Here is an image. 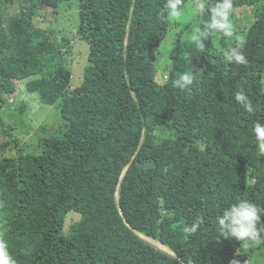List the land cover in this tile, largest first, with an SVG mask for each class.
Returning a JSON list of instances; mask_svg holds the SVG:
<instances>
[{"label":"trees","instance_id":"trees-1","mask_svg":"<svg viewBox=\"0 0 264 264\" xmlns=\"http://www.w3.org/2000/svg\"><path fill=\"white\" fill-rule=\"evenodd\" d=\"M16 1L0 0V126L4 114L15 120L14 138L0 143V227L16 264H264V245L246 250L216 231V217L238 200L264 208V157L252 132L264 123V0H232L233 37L214 32L203 52L190 37L206 16L178 28L161 19L167 0H77L76 34L90 45L77 86L71 40L35 25L43 6L70 0H19L10 17ZM241 36L247 63H229L223 51ZM182 72L194 76L185 90L174 83ZM28 92L65 122L61 135L39 137L34 154L13 133ZM9 145L16 152L6 156ZM72 211L80 218L67 228Z\"/></svg>","mask_w":264,"mask_h":264},{"label":"clouds","instance_id":"clouds-1","mask_svg":"<svg viewBox=\"0 0 264 264\" xmlns=\"http://www.w3.org/2000/svg\"><path fill=\"white\" fill-rule=\"evenodd\" d=\"M164 11H166L167 16L162 15L161 19L175 22L185 18L183 0H167ZM232 11V0H215L214 4L209 3V0H195V5L188 15L193 18L208 17L203 21V26L199 23L193 26L190 41L197 50L201 52L205 50L204 41L214 32L222 34L225 38L233 37L234 28L230 19ZM174 40L175 33H169V43L174 42ZM243 46L244 38L241 36L235 46H229L223 51V59L229 63H247L242 51ZM193 81L194 76L191 72H182L174 83L177 88L185 90L193 84ZM234 97L236 102L242 104L248 113L254 111L243 91L236 92ZM252 132L256 141L257 154L264 157V123L255 122ZM3 207L4 202L0 200V208ZM262 212H264V208L261 205L247 199L238 200L216 217V231L224 238H235L240 242V247L246 250L264 245V237H262L264 228L260 226ZM199 226L200 221L197 220L190 226H185L184 233L186 236L195 234ZM0 264H16L9 251L3 227H0ZM232 264H239V261L234 260Z\"/></svg>","mask_w":264,"mask_h":264},{"label":"rangeland","instance_id":"rangeland-1","mask_svg":"<svg viewBox=\"0 0 264 264\" xmlns=\"http://www.w3.org/2000/svg\"><path fill=\"white\" fill-rule=\"evenodd\" d=\"M20 4L21 2L18 0L14 3V5L11 6L9 9L10 17L17 15V13L20 12ZM194 5L195 0L189 2V4L184 7L185 18L175 22L172 21L171 25H176V23H178V28L185 27V25L190 20H193V18L189 16L188 13L194 7ZM79 22L80 17L77 0L62 2L56 10L53 7L45 5L40 9L39 15L35 17V25H38L48 31H54L53 36L55 38L61 39L63 36H66L71 40L69 44L71 47V52H66L65 55L69 67L72 70L71 82L74 86L81 84L84 68L89 63L90 45L86 39L76 34V28ZM187 32H189V30ZM169 33H173V31H170ZM169 33L161 45L162 59L160 60V63L167 58L172 44L168 41ZM170 68L171 67L168 66V69L163 72L165 78H168ZM24 83L25 82L21 81L16 82L19 91L17 97H19L18 102L20 104L25 101L21 98L25 94V92L22 90ZM26 100L29 102V106L27 104V108L23 113L24 119L18 118V122H15L16 124H14L13 133L21 139L20 144L23 145L25 151L34 154L38 152V148L36 147L38 146L39 137L48 136L49 134L61 135L62 132L65 131V122L62 119L59 108L55 105H42L39 96L36 93L28 92L26 95ZM2 120L4 128H1L0 126V143L10 141L12 138H14V136H12L8 131L7 126L9 123H13L15 120L5 114L2 116ZM21 122H24V124L26 123V126H28L27 131L25 130V127L21 126ZM44 126L46 129L42 130V127ZM4 152L6 156H11L12 154H15L16 148L9 145ZM79 218V213H76L75 211L70 212L67 216V228H69V226ZM144 238L157 248L172 253L165 246L163 248L159 247L156 244L158 243L157 241L146 237Z\"/></svg>","mask_w":264,"mask_h":264},{"label":"water","instance_id":"water-1","mask_svg":"<svg viewBox=\"0 0 264 264\" xmlns=\"http://www.w3.org/2000/svg\"><path fill=\"white\" fill-rule=\"evenodd\" d=\"M124 173V172H123ZM118 196H119V194H118Z\"/></svg>","mask_w":264,"mask_h":264},{"label":"bare ground","instance_id":"bare-ground-1","mask_svg":"<svg viewBox=\"0 0 264 264\" xmlns=\"http://www.w3.org/2000/svg\"><path fill=\"white\" fill-rule=\"evenodd\" d=\"M120 190V189H119Z\"/></svg>","mask_w":264,"mask_h":264}]
</instances>
